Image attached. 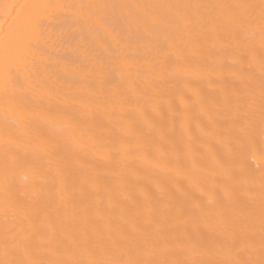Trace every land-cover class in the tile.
<instances>
[{
    "label": "bare ground",
    "instance_id": "6f19581e",
    "mask_svg": "<svg viewBox=\"0 0 264 264\" xmlns=\"http://www.w3.org/2000/svg\"><path fill=\"white\" fill-rule=\"evenodd\" d=\"M0 264H264V0H0Z\"/></svg>",
    "mask_w": 264,
    "mask_h": 264
}]
</instances>
